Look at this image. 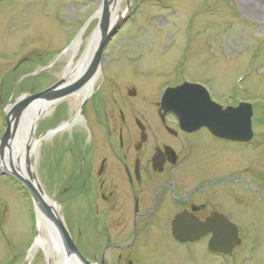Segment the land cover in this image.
Instances as JSON below:
<instances>
[{"label": "flooded vegetation", "instance_id": "af4514ba", "mask_svg": "<svg viewBox=\"0 0 264 264\" xmlns=\"http://www.w3.org/2000/svg\"><path fill=\"white\" fill-rule=\"evenodd\" d=\"M103 83L47 129L63 126L50 159L80 255L91 264L254 262L250 234L264 227V184L239 164L255 134L249 143L218 137L195 121L199 107H188L192 122L183 123L163 97L185 82H141L121 94Z\"/></svg>", "mask_w": 264, "mask_h": 264}, {"label": "rangeland", "instance_id": "374dc122", "mask_svg": "<svg viewBox=\"0 0 264 264\" xmlns=\"http://www.w3.org/2000/svg\"><path fill=\"white\" fill-rule=\"evenodd\" d=\"M100 1L0 3V138L6 127L4 110L21 96L57 84L73 52L69 47L81 34L75 56L76 63L80 60L97 30ZM121 7L130 18L106 47L94 91L103 82L120 94L137 89L141 82L157 81L161 86L191 82L202 84L225 107L251 104L256 140L245 148L239 165L264 184V0H124ZM42 68L49 69L42 73ZM75 98L40 118L36 153L30 159L37 180L69 230L64 179L50 159L52 141L59 145V135L51 140L41 136L63 112L76 110ZM36 226L32 200L15 181L0 175V264H49L44 250L34 248ZM250 236L255 238L256 259L242 264H264V227Z\"/></svg>", "mask_w": 264, "mask_h": 264}, {"label": "water", "instance_id": "95a60500", "mask_svg": "<svg viewBox=\"0 0 264 264\" xmlns=\"http://www.w3.org/2000/svg\"><path fill=\"white\" fill-rule=\"evenodd\" d=\"M2 1L4 0H0V2ZM115 2L116 0H102L98 12V19H100V21L95 31L97 39L90 48L85 70L78 78L69 81L63 77L57 84L49 87L46 91L33 95L21 96L4 110L6 128L0 138V174L17 181L21 187L26 190L33 202L37 219H42L44 226H47L46 228L55 231L61 248L63 249L62 262L68 261L73 264H91L80 255L78 249L74 246L69 229L65 226L64 220L53 206L54 201L52 200V202L51 199L47 197L46 191L42 189L36 175L32 173L31 160L27 159L25 163L26 171L30 175V178H27L15 165V161H13L12 157L13 141L19 133L20 126L24 125V120L31 111L30 117L28 118L31 121L29 128L31 135L30 141L31 143H37L34 136L40 118L50 111V108L78 94L83 88L98 80V76L101 73L102 56L106 50V46L113 40V37H115L123 28L122 26L125 22L130 18L126 15L116 20L115 23L112 21L111 6H113ZM80 40L79 35L76 38L74 46L77 45ZM88 96L89 95L84 97V102L88 99ZM163 104L170 105L176 110V113L182 116L181 121L185 124L192 122V120L188 118V107H199L201 115H199L195 121L210 128L211 132L218 137L246 143H249L253 138L251 120L253 116L252 106L249 103H241L238 108L228 107L223 110L219 105H216L210 100L209 92L200 84L196 85L187 82L177 88H168V90L164 92ZM41 106L44 107L46 111L39 115H33L32 113L35 112L34 109ZM62 128L63 126L54 129L42 135L41 138H49L56 132L61 131ZM225 249L226 247H218L213 250L225 252ZM47 259L48 263H50L49 258Z\"/></svg>", "mask_w": 264, "mask_h": 264}, {"label": "bare ground", "instance_id": "6f19581e", "mask_svg": "<svg viewBox=\"0 0 264 264\" xmlns=\"http://www.w3.org/2000/svg\"><path fill=\"white\" fill-rule=\"evenodd\" d=\"M123 1L124 0H116L113 6H111V10H112L111 18L114 23L116 20L122 18L126 14L125 11L123 12L122 7H121V3ZM257 1L262 2V0H257ZM96 37H97V34L95 33V34H92L91 37L88 38L89 40L86 46V51L84 52L80 60L77 61V63L75 59V56H76L75 54H76V51H78V47L77 49L74 50V52H72V54L69 57V64L64 69V73H63V77H65L66 80H69V81L74 80L78 78V76L84 72L87 62H88L87 57L90 54V48L93 46V43L96 41L97 39ZM94 84L95 83L89 84L87 87L83 88V90L79 91L78 94H75L76 95L75 99L79 101L81 98L87 96V94H89V91L93 90ZM34 111L35 112L32 113L33 115H39L40 113L46 111V109L41 106V107L35 108ZM30 113L31 111L28 113L27 118L24 120L25 121L23 123L24 125L20 126L19 133L14 139L13 141L14 144L12 147L13 161H15V165L24 173V175L27 178H30V175L26 171L25 163L27 159L30 160L32 155L36 153V147H37V143H34V142L31 143L30 141L31 135H30L29 128H30L31 121L30 119H28L30 117ZM34 139H35V136H34ZM31 170H32V173L35 174L34 168H32ZM47 197L50 199L49 196ZM53 206L55 209H57L54 202H53ZM46 227L47 226H44L42 219L41 220L38 219L37 226H36L38 234L36 236L37 240L35 243V247L36 248L39 247L44 250L46 257L49 258V261H50L49 264H73V263H69L68 261L62 262L63 249L61 248V245L57 238V234L55 233L54 230L46 228Z\"/></svg>", "mask_w": 264, "mask_h": 264}]
</instances>
